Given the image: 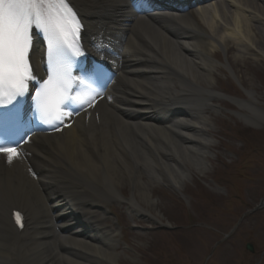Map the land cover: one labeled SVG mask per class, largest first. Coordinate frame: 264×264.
Returning <instances> with one entry per match:
<instances>
[{
    "label": "bare ground",
    "instance_id": "1",
    "mask_svg": "<svg viewBox=\"0 0 264 264\" xmlns=\"http://www.w3.org/2000/svg\"><path fill=\"white\" fill-rule=\"evenodd\" d=\"M73 1L88 19L87 37L117 54L116 82L93 108L68 118L71 127L33 136L25 159L8 165L0 157V264H116L107 211L124 204L162 224L154 181L178 190L186 164L204 172L212 142L206 110L217 111L212 99L223 97L212 88L214 74L221 66L237 73L227 58L213 60L214 50L231 43L232 59L248 51L264 57V0H205L163 16L136 13L131 0ZM32 56L38 66L37 50ZM90 91L82 79L80 93ZM248 95L237 104L256 126L264 111ZM11 208L25 212L20 233L9 223Z\"/></svg>",
    "mask_w": 264,
    "mask_h": 264
},
{
    "label": "rangeland",
    "instance_id": "2",
    "mask_svg": "<svg viewBox=\"0 0 264 264\" xmlns=\"http://www.w3.org/2000/svg\"><path fill=\"white\" fill-rule=\"evenodd\" d=\"M232 46L228 43L226 52L215 51L212 57L221 64L226 57L238 79L218 67L214 85L236 99L252 91L264 109V57L248 51L232 59ZM216 104L220 112L209 116L212 142L205 172L186 164L191 172L178 191L167 186L151 190L153 212L173 228H155L152 220L128 214L124 205L114 206L121 230L116 264H264V209H255L264 198V122L254 126L231 114L228 110L240 109L226 99ZM127 189L122 188L124 194ZM197 189L208 199L194 195Z\"/></svg>",
    "mask_w": 264,
    "mask_h": 264
},
{
    "label": "snow or ice",
    "instance_id": "3",
    "mask_svg": "<svg viewBox=\"0 0 264 264\" xmlns=\"http://www.w3.org/2000/svg\"><path fill=\"white\" fill-rule=\"evenodd\" d=\"M35 28L46 41L48 75L33 95L36 111L48 124H64L74 113L64 110L69 102L88 107L94 97L69 94L72 80L61 60L65 50L81 55L80 24L66 0H0V107L11 105L29 90L34 76L29 63L30 29ZM71 127V125H65ZM18 146L0 144V157L8 165L24 157ZM22 227L21 217L14 213Z\"/></svg>",
    "mask_w": 264,
    "mask_h": 264
},
{
    "label": "water",
    "instance_id": "4",
    "mask_svg": "<svg viewBox=\"0 0 264 264\" xmlns=\"http://www.w3.org/2000/svg\"><path fill=\"white\" fill-rule=\"evenodd\" d=\"M247 248H248L249 250H252V246H251L250 244H247Z\"/></svg>",
    "mask_w": 264,
    "mask_h": 264
}]
</instances>
